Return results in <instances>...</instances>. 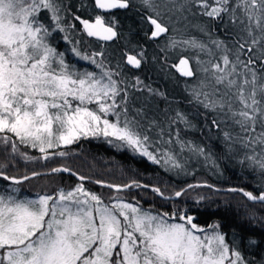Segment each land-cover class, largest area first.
I'll list each match as a JSON object with an SVG mask.
<instances>
[{"label": "snow or ice", "instance_id": "6c2138e0", "mask_svg": "<svg viewBox=\"0 0 264 264\" xmlns=\"http://www.w3.org/2000/svg\"><path fill=\"white\" fill-rule=\"evenodd\" d=\"M140 3L151 13L147 16L152 26L148 37L151 40L169 32L166 20L178 21L193 7L212 19L231 14L232 23H236L237 10L246 15L251 43H240L237 50L248 55L246 61L239 55L235 61L231 60L229 50L220 40L212 41L214 48L222 51L217 62H213L215 52L194 39L170 37L169 47L187 46L211 57L197 58L196 62L214 83H202L198 90H193V95L205 108H219L239 126L240 141L248 149L241 163L247 162L253 171L264 175V0H235L234 4L231 0L211 3L209 0H140ZM95 7L127 9L130 0H95ZM44 11L51 14V27L40 18ZM62 11L59 0H0V143L10 144L15 154L19 141L38 149L42 154L40 159L47 161L55 156H67V151L59 149H66L82 137L103 136L114 147H127L152 163H162L169 169L180 168L175 156L159 147L165 143L164 130L160 129L159 139L153 141L150 133L159 126L153 121L145 126L140 109L135 116L129 115L128 93L120 87L121 81L114 78L119 74L106 67L103 60L95 59L102 57L103 51L89 56L73 46V55L99 70L82 72L67 63L66 54L52 45L54 33L67 32L62 24ZM75 19L89 37L110 41L117 36L101 16H96L94 22L79 16ZM64 39L69 38L66 35ZM256 52L258 55H254ZM125 55L126 63L137 69L146 60L143 49ZM175 67L182 76L195 74L187 58H181ZM139 85L143 82L137 77L133 87ZM206 87L211 91H206ZM237 104L239 108L235 107ZM113 116L115 120L111 119ZM177 119L183 120L180 113ZM213 124L219 127L216 120ZM225 139L231 141L233 137L226 132ZM178 142L181 150L189 147L203 152ZM167 143H172L170 133ZM154 144L157 147L152 150ZM24 158L32 159L26 155ZM61 172L76 176L81 182L88 179L68 167L52 168L48 174ZM40 175L33 172L17 179L0 171V178L10 181V185H20ZM95 183L117 193L133 187H149L136 181L125 185L100 180ZM19 191L11 186L0 191V264H249L239 249L226 244L225 236L213 226H209L213 228L211 232L199 228L186 213L178 216L182 223H176L169 222L168 213L153 215L119 196L106 204L83 183L67 190L37 193L34 198H21ZM151 191L170 198L158 187H151ZM184 191H177L175 196L180 197ZM239 191L250 201L264 202V191L259 195ZM171 218H177L175 211ZM257 243L249 241L250 245Z\"/></svg>", "mask_w": 264, "mask_h": 264}, {"label": "trees", "instance_id": "16d2710c", "mask_svg": "<svg viewBox=\"0 0 264 264\" xmlns=\"http://www.w3.org/2000/svg\"><path fill=\"white\" fill-rule=\"evenodd\" d=\"M59 3L63 6L62 24L67 27V32L63 34L69 39L62 41L60 33H54L57 48L66 50L76 46L86 55L103 51L104 55L98 57L113 73L119 74L114 78L121 81L120 87L128 93L129 115L135 116L136 110L140 109L145 126L149 121L159 126L150 133L153 141L159 139L158 133L163 129L165 143L159 147L173 154L181 167L169 169L162 163H152L127 147H114L103 136L82 137L66 149H59L67 151V156H55L47 161L40 159L42 154L38 149L19 141H16L18 151L15 154L10 144L0 143V166H3L0 171L17 179L33 172L42 173L20 185H10V181L0 178V191L10 186L17 187L19 197L34 198L37 193H51L60 188L67 190L83 183L88 191L100 195L106 204L111 203L112 197L119 196L124 202L153 215L168 213L170 222L179 221L178 216L186 213L194 218L199 228L210 232L212 228L209 226H213L225 236L226 244L239 249L249 264H264V202L250 201L239 191L243 189L259 195L264 191V175L253 171L247 162L241 163L248 149L240 141L239 126L219 108H205L193 95V90H198L202 83H214L202 70L194 69L197 58L208 60L211 57L195 48L186 51L184 47H169L170 37L194 39L212 49L215 52L213 62H217L222 51H217L212 41L220 40L229 50L231 60L235 61L239 55L241 60L246 61L248 55L237 51L240 43H251L246 31L249 22L243 11L237 10L236 23H232L231 14H223L222 19H212L201 15L200 9L193 7L185 11L178 21L166 20L169 32L151 40L148 37L152 26L147 21L151 13L143 8L140 0H130L127 9L110 11L96 8L94 0H59ZM231 3L234 4L235 0H231ZM76 16L87 20L101 16L106 25L114 28L117 36L105 42L89 37L75 19ZM40 18L49 26L51 21L46 11L40 14ZM60 44L64 47H60ZM141 49L146 54L142 66L137 69L127 65L125 54H137ZM254 55H258V52ZM183 57L189 60L194 76L184 78L178 75L175 66ZM255 67L259 72L260 65ZM137 77L143 85L133 87ZM149 88L154 92H150ZM205 90L211 91V88L206 87ZM235 107L239 108V105ZM177 113L182 115L183 120L177 119ZM214 120L219 127L213 124ZM226 132L233 140L225 139ZM169 133L171 144L167 143ZM177 138L186 145L203 149V152L192 151L189 147L181 150ZM156 147L154 144L152 150ZM25 155L32 159L26 160ZM59 166L71 168L88 179L81 182L65 172L48 174L52 168ZM97 180L114 185L136 181L149 187H133L117 193L98 185L95 183ZM189 185L194 187L189 188ZM47 186L50 188L45 189ZM151 187L160 188L164 196L170 198L157 195L151 191ZM184 189L186 191L180 197H174L177 191ZM174 211L177 218L172 219ZM250 240L258 243L250 245Z\"/></svg>", "mask_w": 264, "mask_h": 264}, {"label": "rangeland", "instance_id": "374dc122", "mask_svg": "<svg viewBox=\"0 0 264 264\" xmlns=\"http://www.w3.org/2000/svg\"><path fill=\"white\" fill-rule=\"evenodd\" d=\"M47 16L49 17V19H50V21H51V14L50 13H48L47 12ZM50 24H49V26L51 27L52 26V21L51 22H49ZM60 34V38L62 39V41H66L65 39H64V37L66 36V35H64L63 34V32H59ZM55 41L56 40H54V39H51V43H52V45L54 46V47H56L57 48V46L55 45ZM60 47H64V45L63 44H60ZM73 47V46H72ZM72 47H70V48H67L66 50L63 48L62 50L60 49H58L57 48V51H59V52H64L66 55H65V60H66V62L67 63H69L70 65H72V66H74L75 67V69H77V70H79V71H94V72H99V70L95 67V65H93V64H91L89 61H85V60H82V59H79L78 57H76L75 55H73V53L71 52V49H72ZM183 49H185L186 51L187 50H192L193 48H190V47H187V46H185ZM198 50V49H197ZM199 51V50H198ZM67 52H69V54L67 53ZM85 54V53H84ZM196 55H198V53L196 54ZM89 56H92V55H89ZM95 59L96 60H98V61H100V58L98 57V56H96L95 57ZM197 61V60H196ZM195 61V66H194V69L195 70H201V65H198L197 64V62ZM179 63H177V65H178ZM90 107H93V108H95V105H91ZM111 119H113V120H115V117L113 116V117H111ZM59 167H61V166H59ZM56 168V167H55ZM47 188H50V186H47V187H45V189H47ZM174 197H176L175 195H174ZM170 222V221H169ZM173 222H176V223H181V222H179V221H173ZM212 230H213V228H212ZM211 230V231H212ZM214 230L217 232V233H219L215 228H214ZM210 231V232H211Z\"/></svg>", "mask_w": 264, "mask_h": 264}, {"label": "water", "instance_id": "95a60500", "mask_svg": "<svg viewBox=\"0 0 264 264\" xmlns=\"http://www.w3.org/2000/svg\"><path fill=\"white\" fill-rule=\"evenodd\" d=\"M94 2H95V0H94ZM100 10H102V9H100ZM110 10H114V9H109V10H104V11H110ZM94 20H95V18L94 19H92V20H89L90 22H94ZM96 38H98V37H96ZM115 38V37H114ZM113 38V39H114ZM112 39V40H113ZM104 41V40H103ZM111 41V40H110ZM105 42V41H104ZM183 58H186V57H183ZM125 63H126V57H125ZM127 64V63H126ZM189 64H190V62H189ZM128 65V64H127ZM129 66H131V65H129ZM132 67V66H131ZM177 73H178V75L179 76H181V77H184V78H186L185 76H182L181 74H180V72L179 71H177ZM28 176H31V175H28ZM76 177V176H75Z\"/></svg>", "mask_w": 264, "mask_h": 264}]
</instances>
